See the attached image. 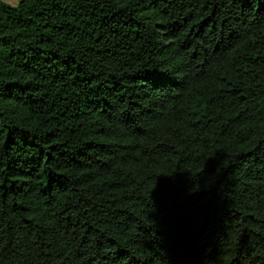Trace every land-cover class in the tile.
I'll return each instance as SVG.
<instances>
[{
	"label": "trees",
	"instance_id": "obj_1",
	"mask_svg": "<svg viewBox=\"0 0 264 264\" xmlns=\"http://www.w3.org/2000/svg\"><path fill=\"white\" fill-rule=\"evenodd\" d=\"M0 264H264V0H0Z\"/></svg>",
	"mask_w": 264,
	"mask_h": 264
},
{
	"label": "rangeland",
	"instance_id": "obj_2",
	"mask_svg": "<svg viewBox=\"0 0 264 264\" xmlns=\"http://www.w3.org/2000/svg\"><path fill=\"white\" fill-rule=\"evenodd\" d=\"M5 1L6 3L12 5V6H16L20 0H3Z\"/></svg>",
	"mask_w": 264,
	"mask_h": 264
}]
</instances>
